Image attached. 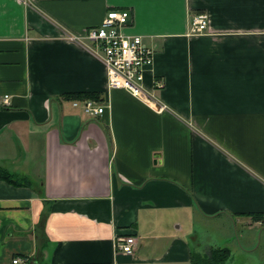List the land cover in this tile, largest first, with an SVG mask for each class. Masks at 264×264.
<instances>
[{"label":"crops","instance_id":"1","mask_svg":"<svg viewBox=\"0 0 264 264\" xmlns=\"http://www.w3.org/2000/svg\"><path fill=\"white\" fill-rule=\"evenodd\" d=\"M111 10L152 50L143 82L164 111L107 87L83 36ZM200 12L208 28L189 34ZM0 167L28 180H0V264L249 255L264 235V0H0Z\"/></svg>","mask_w":264,"mask_h":264},{"label":"built area","instance_id":"2","mask_svg":"<svg viewBox=\"0 0 264 264\" xmlns=\"http://www.w3.org/2000/svg\"><path fill=\"white\" fill-rule=\"evenodd\" d=\"M130 18L128 11H108L98 26L87 29L83 38L92 44L94 55L101 59L109 89H123L155 111L162 112L166 105L155 97L152 90L146 89L143 82L144 73L152 64L153 52L141 36L127 34L122 30ZM208 24L207 13H196L191 18L188 33L202 34L207 30ZM155 86L160 88L161 83L156 81ZM4 103H8L7 99ZM82 107L90 117L100 115L105 109L103 104L92 99L84 100ZM135 243L136 238L131 235L119 245L123 252L130 253ZM11 264H22V260L12 258Z\"/></svg>","mask_w":264,"mask_h":264},{"label":"trees","instance_id":"3","mask_svg":"<svg viewBox=\"0 0 264 264\" xmlns=\"http://www.w3.org/2000/svg\"><path fill=\"white\" fill-rule=\"evenodd\" d=\"M64 96L67 99H93L100 101L97 92H73L66 93ZM0 180L15 185L28 184V180L25 177L13 174L2 167H0ZM248 216H251L254 220H261L263 218L261 213H250ZM230 257V250L226 247H211L204 253L191 252L192 264H227Z\"/></svg>","mask_w":264,"mask_h":264},{"label":"rangeland","instance_id":"4","mask_svg":"<svg viewBox=\"0 0 264 264\" xmlns=\"http://www.w3.org/2000/svg\"><path fill=\"white\" fill-rule=\"evenodd\" d=\"M238 246L241 247V245ZM232 257L228 260V264H264V235H260L256 229L253 251L246 256L234 254Z\"/></svg>","mask_w":264,"mask_h":264}]
</instances>
